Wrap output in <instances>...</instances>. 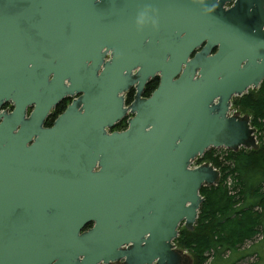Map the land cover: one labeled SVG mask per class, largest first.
Returning a JSON list of instances; mask_svg holds the SVG:
<instances>
[{
  "label": "water",
  "instance_id": "1",
  "mask_svg": "<svg viewBox=\"0 0 264 264\" xmlns=\"http://www.w3.org/2000/svg\"><path fill=\"white\" fill-rule=\"evenodd\" d=\"M263 79L264 0H0V264H190L191 163L259 148L231 101Z\"/></svg>",
  "mask_w": 264,
  "mask_h": 264
},
{
  "label": "trees",
  "instance_id": "2",
  "mask_svg": "<svg viewBox=\"0 0 264 264\" xmlns=\"http://www.w3.org/2000/svg\"><path fill=\"white\" fill-rule=\"evenodd\" d=\"M158 81L156 77L145 86V97L150 96L157 87ZM133 95L134 90L130 89L126 95V103L129 104L133 100ZM64 102L57 105L54 112L49 115L47 126H51L52 120L65 110ZM231 107L236 113L248 116L250 114V124L254 130L256 128L264 130V122L263 124L257 122L259 118H264V79L257 89H249L242 96L234 97ZM115 127L114 129L117 130L125 129L127 119H123ZM216 150L218 151L215 152ZM202 156L214 167H220L223 161L228 162L227 169L221 168V170L229 172L232 185H227L228 181L224 174L223 178L220 177L221 179L215 185L203 186L200 189L203 202L194 230L179 229V234L174 240V243L178 245L184 244L181 241L182 236L188 239L186 243L196 250L197 264L205 262V254L212 250L215 253L226 249L236 252L237 246L247 238L254 236L260 223L258 214L256 215L254 212H256V207H259V200L263 197L260 195L259 187L264 183V146L259 145L256 150L243 147L238 150L210 148ZM238 181L239 184L236 185ZM230 188L235 191V194L229 192ZM236 189L241 191L236 193ZM240 197L244 199L243 205L247 204V206L235 209L236 199ZM91 226L92 224L87 225L86 229ZM218 256L215 261L219 260ZM215 264L217 263L215 262Z\"/></svg>",
  "mask_w": 264,
  "mask_h": 264
},
{
  "label": "rangeland",
  "instance_id": "3",
  "mask_svg": "<svg viewBox=\"0 0 264 264\" xmlns=\"http://www.w3.org/2000/svg\"><path fill=\"white\" fill-rule=\"evenodd\" d=\"M231 114L233 115H240V116H248L245 114H240V113H236V111L231 107ZM249 119L251 121V115L249 114ZM264 118H259V120H257V122H260L263 124ZM251 125V124H250ZM252 127V126H251ZM253 128V127H252ZM255 138L256 141L259 143V145L264 146V130L261 129H257L255 130ZM220 149H224V148H220ZM218 150H216L215 152H217ZM229 153V152H228ZM203 156H198L192 163V166H199L202 164H211L207 161H205L203 158ZM222 159V158H220ZM213 166V165H212ZM228 166V162L223 161L221 163L220 167H214L218 172L221 178H223L224 174L226 176V180L228 181V186L232 185V180L230 178V174L229 172L225 171V170H221L222 169H227ZM225 172V173H224ZM219 178V179H221ZM239 184V181L237 182L236 185ZM260 195L263 196L261 198L260 203H258L259 207H256V212H254L256 215L258 214L259 216V227L257 232H255L254 236L252 238H247L245 241H243L242 244H240L239 246H237L236 252H232L231 250L229 251L228 249L220 251L218 253H215L213 250L207 252L206 255V261L203 262L202 264H215V262L217 264H264V183H262L260 185ZM241 191V190H240ZM239 189H236V193L240 192ZM229 192L231 194H235V191L230 188ZM236 203L234 205L235 209H241L243 207H246L247 204L243 205V200L242 197L236 199ZM245 200L247 201V198H245ZM263 224V226H262ZM196 225V224H195ZM194 225V228H195ZM184 225L181 224L179 226V229H184ZM181 241L184 244H176L175 248L182 251V253H184L185 255H187L190 259V264H197V257H196V250L191 248L186 242L188 241V239L184 236L181 237ZM222 248V247H221ZM223 252V253H221ZM219 253H221L219 255ZM219 255V256H218ZM217 256L219 258V260L215 261L217 259ZM222 260L223 263H222ZM120 262H116L114 264H117ZM122 264V263H121Z\"/></svg>",
  "mask_w": 264,
  "mask_h": 264
},
{
  "label": "flooded vegetation",
  "instance_id": "4",
  "mask_svg": "<svg viewBox=\"0 0 264 264\" xmlns=\"http://www.w3.org/2000/svg\"><path fill=\"white\" fill-rule=\"evenodd\" d=\"M134 94H135V92H134ZM134 96V95H133ZM74 98H75V96L74 97H72V98H67V99H65L64 101V103H65V105L67 106L72 100H74ZM63 102V101H62ZM59 105V104H58ZM66 106H65V108H66ZM56 109V108H55ZM12 110V104L11 103H9V102H6V103H4L3 104V106L0 108V111H5V112H9V111H11ZM53 113V112H52ZM57 117V116H56ZM53 121L54 120H52V122H51V125L53 124ZM47 122V121H46ZM45 126H47L46 125V123H45ZM48 126H50V125H48ZM114 128H116L115 126L113 127V129H111L110 131H114V130H117V129H114ZM88 229V228H87ZM114 264V263H113ZM117 264H121V262L120 263H117Z\"/></svg>",
  "mask_w": 264,
  "mask_h": 264
},
{
  "label": "clouds",
  "instance_id": "5",
  "mask_svg": "<svg viewBox=\"0 0 264 264\" xmlns=\"http://www.w3.org/2000/svg\"><path fill=\"white\" fill-rule=\"evenodd\" d=\"M156 23V22H155Z\"/></svg>",
  "mask_w": 264,
  "mask_h": 264
}]
</instances>
